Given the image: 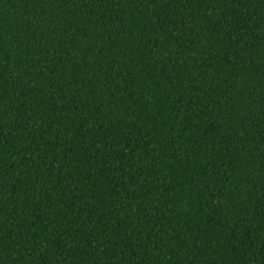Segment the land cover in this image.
<instances>
[{"label": "trees", "instance_id": "1", "mask_svg": "<svg viewBox=\"0 0 264 264\" xmlns=\"http://www.w3.org/2000/svg\"><path fill=\"white\" fill-rule=\"evenodd\" d=\"M0 264H264V0H0Z\"/></svg>", "mask_w": 264, "mask_h": 264}]
</instances>
